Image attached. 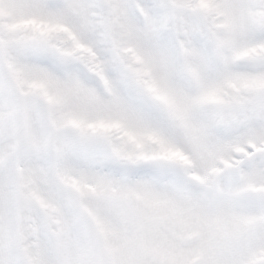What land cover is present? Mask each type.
I'll list each match as a JSON object with an SVG mask.
<instances>
[{"label":"snow or ice","instance_id":"1","mask_svg":"<svg viewBox=\"0 0 264 264\" xmlns=\"http://www.w3.org/2000/svg\"><path fill=\"white\" fill-rule=\"evenodd\" d=\"M0 264H264V0H0Z\"/></svg>","mask_w":264,"mask_h":264}]
</instances>
